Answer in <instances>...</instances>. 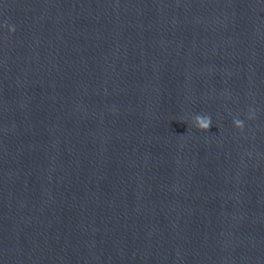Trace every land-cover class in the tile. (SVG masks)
<instances>
[{"label":"clouds","instance_id":"9594fccd","mask_svg":"<svg viewBox=\"0 0 264 264\" xmlns=\"http://www.w3.org/2000/svg\"><path fill=\"white\" fill-rule=\"evenodd\" d=\"M10 30L14 31V28ZM234 123L237 128H243V122L241 120L237 119L234 121ZM194 125L201 131H208L209 128L212 126L211 117L204 115H196L194 117Z\"/></svg>","mask_w":264,"mask_h":264}]
</instances>
